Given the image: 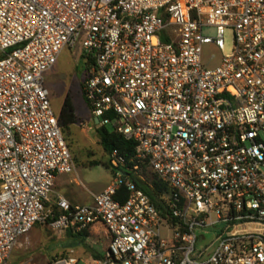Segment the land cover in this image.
<instances>
[{"label":"built area","instance_id":"1","mask_svg":"<svg viewBox=\"0 0 264 264\" xmlns=\"http://www.w3.org/2000/svg\"><path fill=\"white\" fill-rule=\"evenodd\" d=\"M227 29L232 53L205 59ZM77 46L92 121L135 142V165L113 150L106 188L56 216L55 179L77 166L45 74ZM142 165L161 206L132 179ZM48 222L104 225L89 264H264V0H0V264Z\"/></svg>","mask_w":264,"mask_h":264},{"label":"rangeland","instance_id":"2","mask_svg":"<svg viewBox=\"0 0 264 264\" xmlns=\"http://www.w3.org/2000/svg\"><path fill=\"white\" fill-rule=\"evenodd\" d=\"M203 32L214 37L216 29L206 27ZM233 46V31L227 29L223 53L214 46L206 45L204 46V58L207 59L214 55V63L217 64L222 54L232 53ZM81 56L82 51L79 46L63 50L56 65L45 74V85L50 91L52 106L56 113L60 112L67 96L72 99L78 122L70 128L69 134L67 133V143L77 168L85 172V182L99 184L103 181L104 175L110 172L106 171L103 166H89L88 162L108 161L109 154L100 143L97 126L92 121L91 111L83 96L81 82L86 66ZM108 129L112 128L108 126ZM69 230L55 231L49 222L36 224L28 235L20 240L8 264H52L71 257L77 259V264H86L85 257H79L74 252L75 250L82 251V248L81 250L77 248L78 238L70 236Z\"/></svg>","mask_w":264,"mask_h":264},{"label":"trees","instance_id":"3","mask_svg":"<svg viewBox=\"0 0 264 264\" xmlns=\"http://www.w3.org/2000/svg\"><path fill=\"white\" fill-rule=\"evenodd\" d=\"M81 58L84 61V65L86 66V69H84V74L82 76V82H81V87H82L86 77V72L90 68V66L94 64V61L93 59H90L88 63L85 60V56L83 54ZM58 119L62 127L63 133L65 134V139L67 141V136H68L67 133L70 131V128L78 122V116L75 111L74 103L69 96H67L63 102L62 108L58 113ZM96 130L100 138V143L108 154H110L113 150L117 149L121 155L127 158L128 165L130 166L135 165V161H131L136 154L135 142L126 140L121 134L117 133L112 129L109 130L108 126L96 128ZM88 165L89 166L102 165L105 168L110 169L112 174H115V171L112 169L109 162V155H108V161H90L88 162ZM139 174L145 175V181L140 178ZM132 179L139 188L144 190L150 196V198L154 202H156L157 204H159V206H161V202L157 200L150 185L154 184L158 190H162V189L164 190L166 185L162 183V181L156 175V173L150 170L147 165H142L138 174H132ZM123 193H124L123 194L124 198L126 196L128 197V192L126 190H124ZM48 203L46 204V206H49ZM51 207L53 208V211L56 216H60V214L65 213V211L62 209L60 211L58 206L55 204L51 205ZM162 210H164L163 206H162ZM69 234L72 237L78 238L77 245H80L86 251L91 252L92 256L95 259H102L104 257V253L108 249L110 236L108 235L106 228L102 223L92 224L88 228L81 231H75L74 229H70ZM96 244L101 247V251L95 252L94 248Z\"/></svg>","mask_w":264,"mask_h":264},{"label":"crops","instance_id":"4","mask_svg":"<svg viewBox=\"0 0 264 264\" xmlns=\"http://www.w3.org/2000/svg\"><path fill=\"white\" fill-rule=\"evenodd\" d=\"M102 166V165H98ZM78 167V166H77ZM104 167V166H103ZM105 168V167H104ZM109 171L108 175H104V179L101 183H90L85 182V172L77 168L72 174H60L56 177L54 183L53 193L51 194L49 201V208L51 205L57 204L59 210H63L60 206V202L66 201L70 207L78 205H88L93 203V195L102 192L106 186L110 183L112 178V172L110 169L105 168ZM77 248H82V251L75 250L79 257H85L86 264H89L93 259L91 252L86 251L82 246L78 245ZM95 252L101 251L100 246L96 244Z\"/></svg>","mask_w":264,"mask_h":264},{"label":"water","instance_id":"5","mask_svg":"<svg viewBox=\"0 0 264 264\" xmlns=\"http://www.w3.org/2000/svg\"><path fill=\"white\" fill-rule=\"evenodd\" d=\"M96 122H98V120H96Z\"/></svg>","mask_w":264,"mask_h":264}]
</instances>
